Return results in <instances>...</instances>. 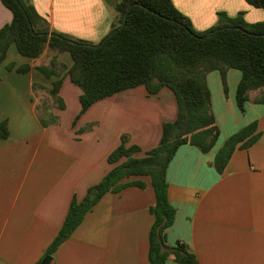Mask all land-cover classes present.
Masks as SVG:
<instances>
[{"label": "crops", "instance_id": "crops-1", "mask_svg": "<svg viewBox=\"0 0 264 264\" xmlns=\"http://www.w3.org/2000/svg\"><path fill=\"white\" fill-rule=\"evenodd\" d=\"M49 31L99 42L111 29L116 11L107 0H31ZM193 27L204 30L217 22V12H244L247 22L264 19V9L245 0H172ZM12 12L0 0V27ZM58 60L71 64L68 52ZM29 64L20 73L8 69ZM48 52L38 58L21 55L9 46L0 64V121L7 119L9 135L0 137V264H34L53 240L76 196L97 183L113 166L108 154L128 134L127 144L141 148L159 142L162 124L177 114L176 98L168 87L149 94L143 85L125 89L92 104L78 119L81 88L65 71L59 96L65 107L52 104L48 92L58 76L37 69L48 65ZM241 71L229 68L224 91L218 70L207 74L212 108L219 127L213 147L202 152L191 144L178 147L168 164V198L175 207L166 229L170 244L186 243L198 264H264V103L250 90L241 112L236 87ZM53 105L43 125L37 106ZM256 120L259 139L237 148L223 172L213 166L216 152L228 136ZM89 123L90 129L80 131ZM144 187L130 185L107 192L84 215L72 234L55 250L50 264H151L149 230L154 191L148 176ZM165 264H181L170 254Z\"/></svg>", "mask_w": 264, "mask_h": 264}, {"label": "trees", "instance_id": "trees-1", "mask_svg": "<svg viewBox=\"0 0 264 264\" xmlns=\"http://www.w3.org/2000/svg\"><path fill=\"white\" fill-rule=\"evenodd\" d=\"M107 1L117 13L109 32L123 23L126 11L131 4L132 7L125 25L108 37L105 35L97 42L100 46L94 48L87 40L49 31L31 0H1L12 12V19L0 27V64L11 44L21 55L32 59L46 50L49 63L39 65L37 69L46 77H59L53 80L48 90L53 102L59 108L65 107L59 96L63 71L82 90L79 96L81 108L75 119L98 100L139 85L153 95L168 87L177 102L176 117L163 122L159 142L144 151L143 156L135 155L141 150L139 145L127 144L128 134L121 135L120 143L107 156L113 166L97 183L87 188L82 199L73 196L57 234L34 264H41L45 256L52 257L105 193H116L130 185L144 187L142 179H131L135 176L149 177L155 197L149 207L153 215L149 230V262L165 264L173 254L181 264H198L196 255L186 243L176 241L170 244L166 238V229L175 217V207L168 198L167 167L180 145L191 144L207 152L218 138L219 127L207 83L210 71L220 72L225 92L228 69L241 71L235 93L241 112H245L250 90H259L254 100L264 103V19L247 22L244 12L229 16L219 11L214 25L197 30L172 0ZM245 1L264 9V0ZM61 52L70 54L69 66L58 60ZM7 68L25 73L30 66L15 67V63L10 62ZM51 116V121H57V115ZM41 121L43 125L48 124L44 118ZM92 125L89 123L80 131L90 129ZM8 135V121L3 119L0 121V137L7 138ZM260 135L254 120L228 136L214 156L215 169L223 172L232 153L237 148L251 146Z\"/></svg>", "mask_w": 264, "mask_h": 264}, {"label": "water", "instance_id": "water-1", "mask_svg": "<svg viewBox=\"0 0 264 264\" xmlns=\"http://www.w3.org/2000/svg\"><path fill=\"white\" fill-rule=\"evenodd\" d=\"M132 7V4L129 6V8H128V10L126 11V13H125V16H124V19H123V23L119 26V27H123L124 25H125V23H126V17H127V14H128V11H129V9ZM30 24V23H29ZM30 26H31V24H30ZM118 27V28H119ZM118 28H116V29H114L113 31H111V32H109L108 34H107V36L106 37H108L109 35H111L114 31H116ZM216 29H219V28H216ZM189 30V29H188ZM190 31V30H189ZM208 34H209V32H208ZM207 34V35H208ZM200 38H204L205 36H199ZM88 45L89 46H91V47H94V48H98L99 46H100V43H97V44H95V43H88ZM50 262H51V256H45V258L43 259V261H42V263L41 264H50Z\"/></svg>", "mask_w": 264, "mask_h": 264}, {"label": "rangeland", "instance_id": "rangeland-1", "mask_svg": "<svg viewBox=\"0 0 264 264\" xmlns=\"http://www.w3.org/2000/svg\"><path fill=\"white\" fill-rule=\"evenodd\" d=\"M195 28V27H194ZM196 29V28H195ZM52 104H55L54 102ZM53 105L51 104H45L44 102L42 103V105L37 106V115L39 118H48L49 114H51V110L50 113L47 112L49 110V108L51 109Z\"/></svg>", "mask_w": 264, "mask_h": 264}]
</instances>
